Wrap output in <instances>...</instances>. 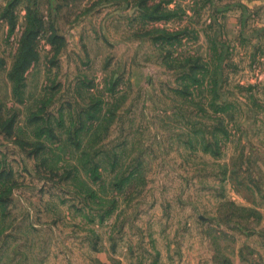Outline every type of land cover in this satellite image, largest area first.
<instances>
[{"label":"rangeland","instance_id":"obj_1","mask_svg":"<svg viewBox=\"0 0 264 264\" xmlns=\"http://www.w3.org/2000/svg\"><path fill=\"white\" fill-rule=\"evenodd\" d=\"M0 264H264V0H0Z\"/></svg>","mask_w":264,"mask_h":264},{"label":"trees","instance_id":"obj_2","mask_svg":"<svg viewBox=\"0 0 264 264\" xmlns=\"http://www.w3.org/2000/svg\"><path fill=\"white\" fill-rule=\"evenodd\" d=\"M20 52L17 56V60L13 66V69L22 67V70L27 67L33 60V48L31 45H21Z\"/></svg>","mask_w":264,"mask_h":264}]
</instances>
